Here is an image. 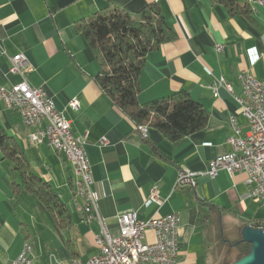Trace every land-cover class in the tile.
I'll return each mask as SVG.
<instances>
[{"label": "crops", "instance_id": "crops-1", "mask_svg": "<svg viewBox=\"0 0 264 264\" xmlns=\"http://www.w3.org/2000/svg\"><path fill=\"white\" fill-rule=\"evenodd\" d=\"M244 1L250 18L229 16L212 0H0V84L10 86L19 80L9 73L8 58L23 53L34 68L27 74L28 83L45 90L74 135L87 134L84 148L92 189L109 232L118 233V217L128 212L142 220L177 213L179 254L174 264H207L214 235L221 236L220 226L234 229L252 222L238 223L262 204L248 196L251 184L244 172L207 174L210 160L228 150L229 117L235 116L247 130L234 99L241 92L238 75L249 71L264 79V7L255 0ZM150 3L159 5L177 37L147 54L139 76V102L184 91L208 111L204 129L174 142L152 127H146L147 136L142 138L105 96L94 79L99 64L76 28L78 20L108 6L134 14ZM218 78L232 93L217 85L214 95L211 87ZM73 99L77 110L68 106ZM0 127L17 142L30 171L52 187L70 215V224L58 227L0 155V264L14 259L24 242L31 247L28 264L85 262L98 251L99 226L86 222L76 209L70 161L46 142L31 144L20 117L1 101ZM181 170L197 174L194 187L177 186ZM153 189L157 202L146 205ZM200 200L216 207L207 223L197 221ZM256 220L264 225L263 217ZM154 240L153 231L146 230L144 242Z\"/></svg>", "mask_w": 264, "mask_h": 264}, {"label": "built area", "instance_id": "built-area-1", "mask_svg": "<svg viewBox=\"0 0 264 264\" xmlns=\"http://www.w3.org/2000/svg\"><path fill=\"white\" fill-rule=\"evenodd\" d=\"M255 2L264 7V0ZM216 50L220 51L221 46H216ZM8 59L9 73L20 78L10 86L0 84L3 107L20 117L28 130L31 144L46 142L54 151L65 154L74 176L73 200L76 209L86 222L96 221L99 226L95 234L98 251L85 264H174L179 254V215L172 213L142 220L134 212H128L118 217V233L111 234L97 211V199L92 189L93 176L84 148L87 134L74 135L69 120L55 108L45 90L28 83L27 74L34 68L23 53ZM238 80L241 92L234 99L246 119L247 130L235 116L229 117L228 150L210 160L207 174L214 177L220 170L229 175L244 172L251 184L248 196L264 204V79H257L251 72L244 71L238 75ZM217 85L225 86L232 93L225 80L218 78L211 87L214 95H217ZM68 106L74 110L79 108L75 99L70 100ZM137 129L141 137L146 138L147 129L140 128V125ZM196 176L193 172L181 170L177 186L194 187ZM156 202L157 194L153 189L146 205ZM146 230L153 231L154 242H144ZM30 252L29 243L24 242L19 254L3 264H28Z\"/></svg>", "mask_w": 264, "mask_h": 264}, {"label": "trees", "instance_id": "trees-1", "mask_svg": "<svg viewBox=\"0 0 264 264\" xmlns=\"http://www.w3.org/2000/svg\"><path fill=\"white\" fill-rule=\"evenodd\" d=\"M212 1L223 5L229 16H251L244 0ZM76 28L84 36L99 64L95 82L136 127L144 125L155 128L172 142L205 128L208 111L187 92H176L145 103L138 100L139 76L147 54L177 37L157 3L147 4L134 14L117 6H108L78 20ZM153 150L157 153L155 148ZM0 155L12 164V169L19 175L20 185L44 205L56 225L60 228L68 226L70 215L66 205L47 182L30 171L27 159L17 142L1 127ZM214 209L215 206L200 200L197 221L207 223ZM252 226H261L264 229L262 223ZM221 238L226 243L223 264L236 262L250 251V244L242 241L241 237L227 241L222 225Z\"/></svg>", "mask_w": 264, "mask_h": 264}, {"label": "rangeland", "instance_id": "rangeland-1", "mask_svg": "<svg viewBox=\"0 0 264 264\" xmlns=\"http://www.w3.org/2000/svg\"><path fill=\"white\" fill-rule=\"evenodd\" d=\"M259 209L257 210V212L252 213L249 212L250 214H247L244 217L241 218V220H239L238 223H242V222H250L252 220V222L248 223V224H254V225H259L260 222L256 219L263 217V222H264V204H261V207H258ZM246 219V220H244ZM236 228L232 229L231 226H227L224 225L223 226V233H224V237L226 238V240H237L238 238H240L241 234V227L240 225H235ZM221 227V226H220ZM232 229V230H231ZM220 234H221V228H220ZM217 233H215L214 235V243H213V248L211 250V254L209 256L208 262L207 264H223V258H224V254L226 252V243H224L222 241L221 236L217 237Z\"/></svg>", "mask_w": 264, "mask_h": 264}, {"label": "water", "instance_id": "water-1", "mask_svg": "<svg viewBox=\"0 0 264 264\" xmlns=\"http://www.w3.org/2000/svg\"><path fill=\"white\" fill-rule=\"evenodd\" d=\"M240 234L241 240L250 244V251L231 264H264V229L245 224Z\"/></svg>", "mask_w": 264, "mask_h": 264}, {"label": "bare ground", "instance_id": "bare-ground-1", "mask_svg": "<svg viewBox=\"0 0 264 264\" xmlns=\"http://www.w3.org/2000/svg\"><path fill=\"white\" fill-rule=\"evenodd\" d=\"M140 128L142 129H146V126L141 125ZM30 246V245H29ZM75 264H85V262H81V261H74Z\"/></svg>", "mask_w": 264, "mask_h": 264}]
</instances>
